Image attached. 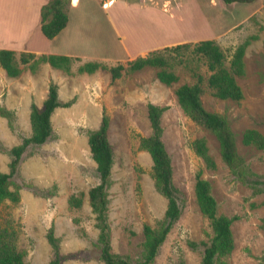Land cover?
Returning a JSON list of instances; mask_svg holds the SVG:
<instances>
[{"label":"rangeland","instance_id":"374dc122","mask_svg":"<svg viewBox=\"0 0 264 264\" xmlns=\"http://www.w3.org/2000/svg\"><path fill=\"white\" fill-rule=\"evenodd\" d=\"M201 1L213 27L202 40H211L220 48L226 68L235 49L247 43L244 75L236 79L243 93L238 103L212 96L207 83L210 72L206 60L192 51L202 40L182 43L188 47L178 51L161 49L155 52L167 61L165 70L177 77V82L171 86L158 81V68L144 67L130 72V61L115 62L111 58L100 63L108 68L118 63L123 65L121 77L116 80H112L107 70L79 74L77 69L85 63L73 59L69 73L45 63L38 64L32 72L29 66L39 56L22 65L16 55L21 70L17 78L7 77L0 68V107L14 113L24 136L31 135V104L42 106L51 83L58 87L60 102H71L67 108H57L51 116L57 139L42 145L36 154L26 156L19 167L22 179L38 188H50L55 184V197L46 200L22 190L17 204L0 205V227L15 231L17 248L24 254L23 264H48L51 250L46 232L50 225L59 240L60 253L77 254L76 258L62 264H104L99 260L96 246L99 232L88 202V191L98 183V178L85 135V130L98 128L103 111L109 117L108 141L113 151L107 190L111 252L132 262L140 260L143 227H157L167 208L166 199L154 185L151 159L140 149L141 138L152 133L149 105L165 108L160 118L162 142L171 160L172 181L178 191L181 211L153 264H200L202 247L192 250L189 243H206L212 232L196 204L194 186L199 172L210 183L218 213L237 218L231 226L234 250L217 264H264V232L260 228L264 218V193L254 195L233 177L220 158L215 137L184 114L175 96L179 86L194 84L196 75L201 76L204 108L228 118L236 136L238 154L252 172L264 177V149L245 147L241 142L245 130L254 129L264 137V0L233 3L229 7L220 0ZM86 22L84 30L91 37L111 41L108 23H99L95 28L91 26L93 19L87 17ZM124 24L130 32L139 31L132 23ZM116 25L121 31L126 30L123 23ZM166 39L162 37V41ZM198 140L205 142L214 169L207 168L195 153L193 145ZM18 143L7 120L0 116V144L8 149ZM8 163V156L0 151V172H8ZM71 195L82 198L80 208L69 206Z\"/></svg>","mask_w":264,"mask_h":264},{"label":"trees","instance_id":"16d2710c","mask_svg":"<svg viewBox=\"0 0 264 264\" xmlns=\"http://www.w3.org/2000/svg\"><path fill=\"white\" fill-rule=\"evenodd\" d=\"M69 0H49L41 8L40 31L49 40L55 38L67 25L68 17L65 9ZM255 0H220L229 7L233 3L250 4ZM247 43L239 45L231 56L229 67L224 65V54L220 48L211 40H202L193 46V53L206 60L210 76L208 87L212 96L222 101L240 102L243 93L236 79L244 75V53ZM187 44L166 47L164 51H178L187 48ZM156 52V51H155ZM151 52L145 58L138 57L128 64L130 72H136L144 67H155L158 81L171 86L177 82V77L166 71L168 66L164 57L158 53ZM36 56L34 54L22 53L19 63L27 65ZM71 58L61 55H41L33 60L29 66L32 72L40 64H48L51 68L70 72ZM15 60V54L9 50H0V68L9 78H17L21 74ZM123 65L118 63L115 67H106L97 62H87L81 65L77 72L79 74H93L98 70H107L112 80L119 79ZM194 84H184L175 90L177 103L184 114L197 125L212 134L218 142L219 155L222 162L227 166L233 177L252 190L254 195L264 193V177L255 174L246 164L245 160L238 154L236 147V136L233 133L230 122L225 115L207 111L201 101L203 90L201 88L202 78L196 75ZM71 102L59 101L58 87L51 83L48 86L46 99L42 106L35 104L30 106L31 135L24 136L16 124L13 112L0 107V116L7 120L9 130L17 137L19 143L11 148H4L0 144V151L9 158L8 172H0V205L17 204L20 201V192L29 190L34 196L51 200L57 193V186L53 184L50 188H38L29 180L22 179L19 167L26 156L36 154L37 150L45 143L56 140L57 136L51 126V116L57 108H67ZM165 108L149 105L148 119L152 133L148 137L141 138L140 149L147 152L152 162V176L157 192L166 199L167 208L163 221L152 228L143 227L144 242L142 244L141 258L132 262L129 258L113 254L110 247V229L108 224V187L110 185L111 168L113 164V151L108 141L109 117L103 111L100 124L96 130H85L90 157L95 163V171L98 183L88 191V202L91 213L94 216L95 226L98 229L96 246L99 250V260L104 264H153L160 247L163 245L167 235L175 222L179 219L181 211L178 204V191L173 185V172L170 157L162 142L163 129L161 127V115ZM241 142L245 147H254L258 150L264 149V137L254 129L245 130L242 133ZM195 153L204 161L209 169H214L215 164L208 153L203 140H198L193 145ZM196 204L202 216L208 221L212 236L206 243H189L192 250L202 247L200 264H217L221 259L228 257L234 250L235 244L231 226L236 217H226L218 213V205L211 194L210 183L196 175L194 186ZM68 204L71 208H80L82 198L71 195ZM261 230L264 232V218L261 220ZM14 230L0 227V264H23L24 254L16 245ZM46 240L50 246L51 256L48 264H62L65 260L74 259L77 254L62 255L60 253L59 240L55 237L54 227L50 225L46 232ZM260 264H263L262 262Z\"/></svg>","mask_w":264,"mask_h":264},{"label":"crops","instance_id":"0c3cea01","mask_svg":"<svg viewBox=\"0 0 264 264\" xmlns=\"http://www.w3.org/2000/svg\"><path fill=\"white\" fill-rule=\"evenodd\" d=\"M48 1L0 0V50L12 51L15 57L29 53L67 56L83 63L109 58L127 62L166 47L197 42L213 30L201 0H114L107 9L101 6L103 0H69L66 27L49 40L40 31L41 8ZM87 17L94 20L91 26L95 28L108 23L110 42L84 30ZM116 23H123L126 30L121 31ZM124 23H132L139 31L134 27L137 31H128ZM163 36L173 40L162 41Z\"/></svg>","mask_w":264,"mask_h":264},{"label":"built area","instance_id":"2783aa9c","mask_svg":"<svg viewBox=\"0 0 264 264\" xmlns=\"http://www.w3.org/2000/svg\"><path fill=\"white\" fill-rule=\"evenodd\" d=\"M113 1H114V0H103V2L101 3L102 8H104V9L109 8V6L111 5V3H112Z\"/></svg>","mask_w":264,"mask_h":264}]
</instances>
